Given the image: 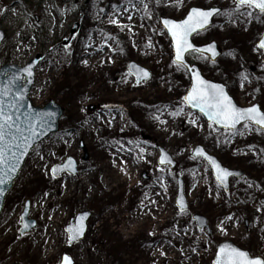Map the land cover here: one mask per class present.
I'll list each match as a JSON object with an SVG mask.
<instances>
[{
	"label": "rangeland",
	"instance_id": "1",
	"mask_svg": "<svg viewBox=\"0 0 264 264\" xmlns=\"http://www.w3.org/2000/svg\"><path fill=\"white\" fill-rule=\"evenodd\" d=\"M132 3L135 8L128 0H0L6 34L0 67H24L42 55L31 101L42 108L55 100L66 111L60 131L35 148L7 198L0 217L3 264H60L64 254L75 264H213L226 240L264 259V132L255 126L222 131L187 108L190 76L174 64L160 24L161 18L181 20L193 7H220L214 25L194 41H215L225 56L190 60L207 78L229 85L239 105L264 110L263 53L257 48L264 14L235 7L234 0H143L147 10L141 0ZM77 23L80 32L66 46ZM132 61L151 71L149 82L135 84ZM198 145L246 176L224 192L210 166L191 156ZM158 146L175 157L177 169L158 165ZM70 157L78 174L53 177L52 168ZM179 176L191 205L187 213L175 203ZM49 195L51 204L45 203ZM61 199L55 253L44 257L33 251L31 239ZM28 202L37 225L21 235ZM84 211L92 213L88 233L71 246L66 228ZM196 213L208 217L212 233L198 230Z\"/></svg>",
	"mask_w": 264,
	"mask_h": 264
},
{
	"label": "snow or ice",
	"instance_id": "2",
	"mask_svg": "<svg viewBox=\"0 0 264 264\" xmlns=\"http://www.w3.org/2000/svg\"><path fill=\"white\" fill-rule=\"evenodd\" d=\"M130 6L135 8L136 5L132 0H128ZM159 2V0H157ZM144 9H148V5L143 3ZM238 8H250L259 10L264 14V0H237ZM127 10V9H126ZM238 10V9H237ZM7 11V9H4ZM150 11V10H149ZM219 9L203 10L193 9L191 14L183 22L173 20H164L163 24L172 33L176 41V60L175 62L181 68L187 69L189 65L184 60V54L189 50L201 53L211 52L213 57L218 55L215 51V44L210 45L206 49L195 48L189 40V35L196 31L197 28L204 29L208 25L210 18L219 13ZM243 14V13H241ZM226 16L231 18L233 12H226ZM248 16L252 12H247ZM131 19V16L128 17ZM111 23L119 24V20H112ZM5 34L0 32V40L4 39ZM260 48H264V41H261ZM87 63V61H85ZM142 71V75L147 77L148 72ZM26 73V75H24ZM196 79V86L191 89V93L186 96L185 101L192 107L199 108L213 125H220L224 129H230L233 133L239 131L238 125L242 124L246 128L256 127V130H264V111L259 106L249 108H240L233 103L232 98L225 91L223 85L212 84L204 80L198 71L193 70L192 73ZM34 73L31 66L22 70L19 75H13L6 83H0V196L5 191V185L14 182V175L17 174L23 158L29 154V151H35V146L39 138L46 134L52 127L48 117L44 113H34L25 111V93L27 92V83L31 82ZM244 79H247L245 76ZM176 113H173L175 115ZM194 122V121H193ZM197 155L206 157L217 170V180L224 185L228 177L232 176L229 170L224 169L211 156H208L204 149H199ZM171 163V159L165 157L161 163ZM73 161L70 159L66 167L74 171L72 167ZM61 169L54 168L53 176ZM183 210V208H182ZM85 219L81 216V220ZM28 227V224H25ZM72 235L71 240H76L83 235V226L73 230L70 229ZM65 264H71L69 257L64 258ZM216 264H264V259L251 258L245 251L231 245H225L219 249Z\"/></svg>",
	"mask_w": 264,
	"mask_h": 264
},
{
	"label": "water",
	"instance_id": "3",
	"mask_svg": "<svg viewBox=\"0 0 264 264\" xmlns=\"http://www.w3.org/2000/svg\"><path fill=\"white\" fill-rule=\"evenodd\" d=\"M235 2L237 3V0H235ZM193 9H199V8H192V9L190 10L189 14H188L183 20H180V21H176V20H173V19H161V24H162L163 28L167 31V33H168V35H169V38H170V40H171V43H172V48H173V58H174V61L176 60V41H175L174 37L172 36V33H171V32L168 30V28L163 24V21H164V20H173V21H176V22H178V23H179V22H183L184 20H186V19L188 18V16L191 14V12H192ZM211 9H218V8H210V9H206V10H211ZM203 10H204V9H203ZM219 10H220V9H219ZM220 12H221V11H220ZM220 12L217 13V14H214V15L210 18V21H209L208 25L206 26V28H204V29L197 28V30H196V31H193V32L189 35V37H188L189 42H190L193 46H195V48L206 49V48H208L210 45L215 44V51L218 53V55H215V56L213 57V55H212L211 52L201 53V52H198V51H193V50H191V49L189 50V52H187V53L184 54V60H185V62L189 65V67L187 68V71L189 72V74H190V76H191V87H190V89H189V92H188L187 96L191 93V89H192L194 86H196V79H195L194 75L192 74V73H193V70H196V71L199 72L200 76H201L204 80H206V81H208V82H210V83H212V84L223 85L224 88H225V91H226V92L228 93V95L232 98L233 103H235L237 107H240V106L236 103V101L234 100V98L229 94L228 89H227V87H226L224 84L216 83V82H213V81L207 80V79L204 77L202 71L200 70V68H199L197 65H192L190 62L187 61V55H188L189 53H193V52H198V53H200V54L207 55V56L210 57V59H211L212 61H217V60L220 58L221 53H220V51H219V48H218L217 43L213 42V43H209V44L204 45V46H197V45H195V44L193 43V41H192V38H193V36H195V34L200 33V32H204L205 30L209 29V28L213 25V21H214L215 17H217V16L220 14ZM0 25H1V24H0ZM79 29H80V25H79V24H76V25L74 26L72 32H71V37H70L69 41L67 42V45H69L70 42H71V41L73 40V38L75 37V35L78 34ZM0 32H3V31L0 29ZM3 33H4V32H3ZM4 34H5V33H4ZM5 39H6V34H5L4 39L0 40V49H1V46H2V44L4 43ZM261 41H264V37L261 39ZM261 41L259 42L258 46L260 45ZM259 48H260V47H259ZM260 49H262V50L264 51V48H260ZM42 61H43V56H42V55H37L36 58H34L33 60H31V61H30L26 66H24V67H20V66H18V65H5V66H3V67L0 68V83H4V84H6V83L11 79V77H12L13 75H19V74H21L23 69H25V68H27V67H29V66H31V68H32V71H33V73H34V76L32 77L31 82H30V83H27V92L25 93L26 100H25V102H24V103H25V108H24V110H25V111H32V112L37 113V114H39V113H44V114L48 117V120H49V122H50L51 125H52V127L46 132V134L42 135V136L39 138V140H38V142H37V145L43 143L46 139H48L50 136H52L53 134H55V133H57V132L59 131L60 120L63 118V116H64V114H65V109H64L62 106L58 105V104L56 103V101H54V100H50V102H49L47 105H45L43 108H39V107H35V106L33 105V102H32L31 99H30L31 91H32L33 86H34L35 81H36V71H37V69L39 68V66L41 65ZM141 70L148 72L149 75H148L147 77H144V76L142 75V71H141ZM129 71H130L131 74H133V75L135 76V78H136V83H137V84H139V83H141V82H149V81L151 80V78H152L151 73H150L148 70L144 69L143 67L139 66L137 63H131V64L129 65ZM24 75H26V73H25ZM186 103H187V102H186ZM187 106H188L191 110H193V111H195V112H198V113L202 114V115L205 117V119H206V121H207L208 123H212L211 121H209L208 117H207L204 113L200 112L199 108L192 107V106L189 105L188 103H187ZM255 106H259V105L256 104ZM259 107H260V106H259ZM240 108H243V107H240ZM95 109H96V107H91V108H90V110H92V111L95 110ZM260 109H261V107H260ZM242 125H243V123L240 124V125H238L237 127L239 128V127L242 126ZM217 126H218L219 128H221V129H224V128H223L222 126H220V125H217ZM224 130H230V129H224ZM37 145H36V146H37ZM36 146H35V147H36ZM201 148L204 149L202 146H198V147L195 149V151H194V153H193V156L198 157V158H203L206 162H208V163L210 164L211 168H212V171H213V175H214V177L217 179V170H216V168L214 167V165H212V163H211L206 157H201V156H198V155H197V151H198L199 149H201ZM204 151H205V149H204ZM31 152H32V151L30 150V151H29V154L23 158V161H22V163H21V165H20V168H19V170H18V173H17V174H13L14 177H15V178H14V182L11 183V184L5 185V191H4L3 195L0 196V216H1L2 212H3L4 206H5V202H6V198H7L8 194L10 193V191L12 190V188H13V186H14L16 180L19 178V175H20L21 171L23 170V168H24V166H25V163H26L28 157L30 156ZM159 152H160L159 165H160L161 167H170V168H172V169H174V168L177 167V163L173 160V157L171 156V154H170L166 149H164V148H159ZM205 152H206V151H205ZM206 153H207L208 156H211L215 161H217V162H218V163H219L224 169L229 170V169L225 168V167L222 165V163L219 161V159H218L217 157L210 155L208 152H206ZM166 156H167V158H170V159H171V163H170V164L167 163V162H165V163H161L162 160H165V157H166ZM70 159L73 161V165H72V167L75 169L74 171H71V170H69L68 167H66V166L68 165V162H69ZM54 168H59V169H61L60 171H58V172L56 173V175H55L54 177H59V176H61V175H62L63 173H65V172H68V173H70V174H72V175H76V174L78 173V170H77V163H76V161H75L73 158H69V159L65 162V164H63V165H55ZM54 168H53V169H54ZM53 169H52V170H53ZM229 171H230L231 173H233V175L230 176V177H228V179H227V181H226V183H225L224 185H221V186L225 189V191H229V190H230V179H231V178H233V177H238V178H240V177H242V176L244 175V173L241 172V171H237V170H229ZM52 175H53V174H52ZM217 181H218V180H217ZM218 182H219V181H218ZM177 206H178V208L180 209L181 212H186V211L189 210V204H188L187 197H186V193H185V183H184V180H183L182 178H179V180H178ZM182 208H183V210H182ZM29 212H30V204L27 203V205H26V207H25V211H24V213H23L22 216H21L22 221H23V229H22V233H21V234L28 233V232H30L32 229H34V228L36 227V223H35V221L30 220V219L28 218V217H29ZM81 216H84L85 219L81 220ZM89 219H90V213H88V212H84V213L78 215L77 218L74 219V220L72 221V224H71V225L68 227V229H67L68 234H69V241H70V244H71V245H74V244H76L77 242H79V241H81V240L84 239V237H85V235H86V233H87V229H88V225H87V223H88V220H89ZM194 219L196 220L197 225H198V227H199L200 229H203V228H205V227L208 228V225H207V219H206L205 217H203V216H201V215H196V216L194 217ZM25 224H28V227H27V228L25 227ZM74 224H76V226H75ZM81 226H83V235H82V236H79V238L76 239V240H71L70 237H71V235H72V232H70L69 230H70V229L75 230V229H77V228H79V227H81ZM208 231H210L209 228H208ZM225 245H231L232 247L237 248V247H236L234 244H232V243H226V244L222 245L220 248L224 247ZM220 248H219V249H220ZM219 249H218L217 257H216V259H215V261H214V264H216V261H217V259H218ZM238 249H239V248H238ZM239 250H240V249H239ZM241 251H243V250H241ZM65 257H66V256L63 257V262H62L61 264H65V262H64V258H65ZM0 264H2V263L0 262ZM71 264H73L72 259H71Z\"/></svg>",
	"mask_w": 264,
	"mask_h": 264
},
{
	"label": "bare ground",
	"instance_id": "4",
	"mask_svg": "<svg viewBox=\"0 0 264 264\" xmlns=\"http://www.w3.org/2000/svg\"><path fill=\"white\" fill-rule=\"evenodd\" d=\"M89 57V54L87 55ZM93 60L90 59L89 62H92ZM134 174V173H132ZM85 179V178H84ZM72 185L68 186V189H65V193H63L62 199H66L69 191H71ZM61 199L60 203L57 204V206L54 208V210L51 212L50 215H43L41 217V223L43 224V227L39 230L38 234L35 235L31 239V245H33V251H38L41 253L44 257H51L52 254L55 253V231L54 227L56 223H60L62 219V215L64 213L62 212V205L63 200ZM54 196L49 195L46 202L47 204H51L54 201ZM57 227V224H56ZM101 228V226L94 227V232L97 233V231ZM119 233L121 230H118ZM53 250V251H52Z\"/></svg>",
	"mask_w": 264,
	"mask_h": 264
}]
</instances>
